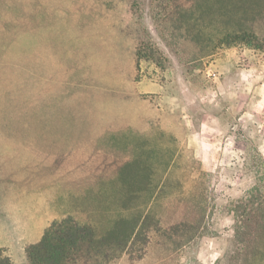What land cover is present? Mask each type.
I'll list each match as a JSON object with an SVG mask.
<instances>
[{"label":"rangeland","instance_id":"1","mask_svg":"<svg viewBox=\"0 0 264 264\" xmlns=\"http://www.w3.org/2000/svg\"><path fill=\"white\" fill-rule=\"evenodd\" d=\"M236 3L0 0V146L52 142L35 144L49 206L4 170L0 242L22 243L39 213L103 238L139 210L148 243L73 264H264V239L240 253L232 212L264 183V50L227 44Z\"/></svg>","mask_w":264,"mask_h":264},{"label":"trees","instance_id":"2","mask_svg":"<svg viewBox=\"0 0 264 264\" xmlns=\"http://www.w3.org/2000/svg\"><path fill=\"white\" fill-rule=\"evenodd\" d=\"M236 4L239 27L226 34L227 44L242 42L264 50V29L257 25V20L264 18V0H237ZM260 180L264 182V175ZM232 212L240 253L246 256L258 254L264 239V183L254 186L234 203ZM148 220L141 211H134L131 216L117 220L106 237L99 238L94 225L80 224L74 216H66L53 221L40 241L26 247L25 264H73L81 258L84 250L100 251L105 245L109 247L105 256L118 258L137 241L148 243V237H144L145 226L150 224ZM0 264L17 263L0 248Z\"/></svg>","mask_w":264,"mask_h":264},{"label":"crops","instance_id":"3","mask_svg":"<svg viewBox=\"0 0 264 264\" xmlns=\"http://www.w3.org/2000/svg\"><path fill=\"white\" fill-rule=\"evenodd\" d=\"M37 143H52L51 137H43L42 139H36L34 137L17 139V141L14 142L15 146L10 148V150L13 152L11 158L10 155H5L3 153L4 149L2 146H0V194L4 192L5 189H7L6 184L3 181L5 176L4 170L16 175L17 178L21 177L23 180L31 179L34 185L33 195L30 198H32L31 206L34 209H39V207H47L50 205V203L47 202L49 200L48 197L44 195L45 174H41L40 172L42 168L41 163L44 161L40 149H42L43 152L45 150L44 148L36 147L35 144ZM37 212L39 211H36L35 214H37ZM37 215H39L37 223L33 225L28 223L29 225L23 229L21 236L17 237L23 241L22 243L19 241L18 243L14 244L12 240L7 241L6 243L0 242V246L9 247V255L17 264L26 263V246L28 244L38 242L42 238L45 229L49 224L47 223L45 225H40L43 214L39 213Z\"/></svg>","mask_w":264,"mask_h":264}]
</instances>
